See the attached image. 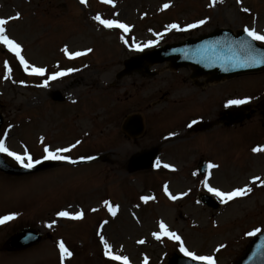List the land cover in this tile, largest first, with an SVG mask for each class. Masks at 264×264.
<instances>
[{
  "label": "rangeland",
  "instance_id": "rangeland-1",
  "mask_svg": "<svg viewBox=\"0 0 264 264\" xmlns=\"http://www.w3.org/2000/svg\"><path fill=\"white\" fill-rule=\"evenodd\" d=\"M76 2L0 0V17L10 18L5 34L20 44L21 54L29 64L28 69L45 64L52 66L54 62L65 63L49 67L42 80L28 79L23 68L17 66L15 53L0 45V112L5 117L0 140H5L6 147L21 155H28L26 149H29L33 153V162H36L43 155L39 139H45V144L53 148L72 146L75 159L118 144L126 159L131 152L150 148L157 142L153 141L154 137L157 140L166 137L171 142L163 151L172 154L173 164L180 165L188 158L203 159L206 155L207 160L219 166L214 170V185L222 187L225 192L246 182L254 188L255 185L244 177L263 173L264 157L255 158L252 152L242 148L243 141L248 143L249 136L246 139L230 136L215 138L211 133L192 144L184 138L189 133L184 135L183 129H173L191 118L201 117L202 103L185 97L189 94L188 88H193V82L188 81L189 70L171 73L167 64L155 67L158 77L151 80V110L149 86L145 81V85H141L142 75L137 73L117 81L116 74L121 71L123 62L137 51L136 45L151 44L152 48L219 29L238 32L247 28L264 35V0H111V3L87 0L86 4L83 3L84 8ZM166 4L169 7L165 8ZM17 15L20 19H11ZM97 16L103 20L123 21L131 26V32L128 35L116 34L95 19ZM201 21L205 22L201 24ZM173 24L179 25L182 30L171 28ZM192 24L197 27L189 28ZM65 49L67 53L81 51L92 54L78 62L65 61L61 56V51L64 53ZM81 67L86 69L81 71ZM68 68L71 72L65 80H55L50 86H45L47 78L51 79L59 70ZM41 82L44 87L38 89ZM133 82H137L136 87ZM234 85L230 91L236 99H250L254 103L264 99V74L259 79L249 77L247 81L243 79ZM230 86L231 83L219 84L210 87V90L218 91L222 96L223 90ZM55 91L61 92L67 99L69 96V100L74 97L78 103L72 104L67 100L63 105L55 104L50 97ZM156 92L159 93L154 95ZM171 101L176 103L174 107L177 108L173 114L163 111L173 106ZM154 104L157 106L154 107ZM215 111L214 105L208 107L203 112L204 119H214ZM133 112L142 114L146 121L149 113L151 117L160 116L161 123L154 124L155 136L151 138L148 132L143 138L132 141L121 132V122ZM245 125L247 127L249 123ZM177 133L180 136L175 138ZM103 136L107 139L102 140ZM179 154L185 155L184 158L186 154L188 156L183 159ZM5 157L11 164L19 163L7 154ZM109 162L79 167L59 165L48 172L20 178L0 173V212H11L21 217L23 209L26 210L23 223L39 229L45 236L40 246L17 256L4 254L2 248L6 259L0 254V264H110L100 238L102 236L112 254L125 256L132 264H141L146 260L148 264H169L173 254L182 253L181 243L188 251L211 256L215 264H234L253 237L249 233L264 231V195L261 191H256L245 204L233 206L222 200L223 207L213 212L198 200L200 194L207 192L204 177L193 184L187 173L184 175L188 181L183 183L186 177L182 173L162 172L154 179L151 172H143L135 174L136 182H130L126 172L116 171L117 166L124 170L125 163H117L113 158ZM254 167L258 169L253 170ZM123 183H129V186ZM181 183L182 188L177 189ZM159 184L174 189V204L162 198L160 193L167 196L160 191ZM139 194L143 195L142 198L149 197L148 201L140 205ZM106 197L112 198V202L118 200L121 211L117 212L112 204L111 208L116 209L115 221L101 235H96L97 223L105 219L111 221L106 214L107 201L103 210L105 216L103 212L92 214L88 209L91 206L96 209L102 207L101 200ZM82 206L86 209V221L74 220L58 226L55 223L51 227L43 225L44 222L50 223L59 209H83ZM166 210H171L170 214ZM161 223L180 240L166 237ZM60 241H64L68 251L73 253V257L71 252V255L61 253V263L54 244Z\"/></svg>",
  "mask_w": 264,
  "mask_h": 264
},
{
  "label": "water",
  "instance_id": "water-1",
  "mask_svg": "<svg viewBox=\"0 0 264 264\" xmlns=\"http://www.w3.org/2000/svg\"><path fill=\"white\" fill-rule=\"evenodd\" d=\"M145 61L151 64L171 61L176 69L192 67L196 77L211 76V80L220 81L225 77L231 78L247 72L264 70V48L256 45L243 33L235 37L229 31H219L198 41H188L180 46H169L150 52L139 59L127 62L126 66L134 70L143 66ZM56 100L61 101V96L59 95ZM2 123L3 119L0 116V129ZM125 130L139 135L143 126L137 119H133L126 124ZM155 155L150 152L135 157L133 169L149 168ZM0 169L17 176L27 173L20 169L9 168L1 157ZM204 201L210 202V199L205 198ZM36 241H38L36 236L28 230L14 237L8 247L15 250L23 249L35 244ZM249 248L238 264H264V236L257 238ZM171 264L196 263L175 257Z\"/></svg>",
  "mask_w": 264,
  "mask_h": 264
},
{
  "label": "snow or ice",
  "instance_id": "snow-or-ice-1",
  "mask_svg": "<svg viewBox=\"0 0 264 264\" xmlns=\"http://www.w3.org/2000/svg\"><path fill=\"white\" fill-rule=\"evenodd\" d=\"M87 0H81V3H86ZM105 2L111 3V0H105ZM169 7V5H165V8ZM245 12L248 11L247 8L244 9ZM12 20H16V19H20V16L17 15L15 17L11 18ZM95 19L99 20L101 24H103L105 27L108 28H112V27H116V28H123L125 31L128 30V26L125 24H121L118 23L117 21L114 20H103L101 19L99 16L95 17ZM205 21H201L200 23L203 24ZM9 23V19H0V45H4L7 46L8 50L11 52H14L15 55L17 57L20 58V62L21 64L24 65L25 70L28 69L29 64L28 62L24 59V57L21 55V46L20 44L16 43L13 39H10L8 35H6V28L5 26ZM173 29L176 30H182L180 29V26L177 24H173L170 26ZM189 28H195L197 27L196 24H192L188 26ZM183 30H187V29H183ZM245 31L247 32L248 36H250L253 40L256 41H262L264 42V35L258 34L255 30H249V29H245ZM147 46H151V44L147 45ZM137 50H143L141 49L139 46H137ZM65 52H67V49H65ZM85 53H76V56H80V55H84ZM255 59V58H253ZM32 72L34 74L37 75H43L45 73V69L44 68H40V67H33L32 68ZM67 72H58L56 74H54L51 79L55 80L58 77H62L67 75ZM45 86H47L45 84ZM250 99H236V100H231L229 101V105H243L246 103H249ZM189 127H191V125H189ZM73 147H75V145H73ZM71 151L70 148H62V149H58L56 151H52L50 150V148L45 147L44 148V152L46 153L44 159H48V160H62V159H67V157H64L62 155H60L61 152H69ZM254 151L256 152H261L264 151V149L262 148H255ZM0 152L6 153L8 156L14 158L16 161H18L23 167L25 168H32L35 166V163H40L39 160H37L35 163H33V157L31 155H20L17 154L16 152L10 151L6 146H5V142L0 140ZM157 166L159 167V162H157ZM164 167H169V165H164ZM209 167H215V165H209ZM259 179V178H257ZM251 189H238L236 191L230 192V193H224L221 191H218L214 188L209 187L208 191L212 192L214 195L220 197L222 200H224L225 202H227L228 200H231L233 198H236L238 196H243L245 195L247 192H249ZM165 191H167V188H165ZM175 198V197H173ZM144 201L147 202L149 197H143ZM95 211V210H94ZM109 211L112 212L113 215L116 214V209L115 208H109ZM59 215L61 217H67L70 219H74V220H80L83 219L84 213H78L76 215H71L68 212H60ZM14 219V217L12 216H5L2 219H0V224H4L9 220ZM107 223V222H105ZM49 227H51V225H49ZM160 227L164 230L163 234L167 235L171 238L176 239L177 241L180 240V237L177 236L175 233L169 232L167 229V226L164 225L163 223H161ZM255 232H250L249 235H255ZM157 239H159V236H157ZM105 244V254L109 256V258L111 260H122L124 262V264H128V258L127 257H123V256H119V255H113L111 253V249L110 246L107 244V241H103ZM140 243H144V241H140ZM59 248L60 251L63 255H71V253L68 251V249L65 247V244L63 241L59 242ZM180 251L182 253H184L185 256L191 257L193 260H203V261H207V264H215V261L213 260V258L211 256H197L194 253L188 251L185 247L182 246L180 247Z\"/></svg>",
  "mask_w": 264,
  "mask_h": 264
},
{
  "label": "bare ground",
  "instance_id": "bare-ground-1",
  "mask_svg": "<svg viewBox=\"0 0 264 264\" xmlns=\"http://www.w3.org/2000/svg\"><path fill=\"white\" fill-rule=\"evenodd\" d=\"M247 199H248V198H246V200H247ZM241 201H242V200H241ZM241 201H238V199L236 198L235 200L232 201L231 205H232V204H235V203H238V202H241ZM243 201H245V199H243ZM166 212H167L168 214H170L171 210H166Z\"/></svg>",
  "mask_w": 264,
  "mask_h": 264
},
{
  "label": "flooded vegetation",
  "instance_id": "flooded-vegetation-1",
  "mask_svg": "<svg viewBox=\"0 0 264 264\" xmlns=\"http://www.w3.org/2000/svg\"><path fill=\"white\" fill-rule=\"evenodd\" d=\"M147 82H148L149 93H150L149 98H151V76L148 78Z\"/></svg>",
  "mask_w": 264,
  "mask_h": 264
}]
</instances>
